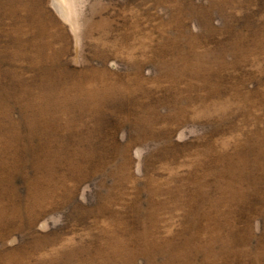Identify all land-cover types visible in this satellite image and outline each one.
Masks as SVG:
<instances>
[{
    "label": "rangeland",
    "instance_id": "obj_1",
    "mask_svg": "<svg viewBox=\"0 0 264 264\" xmlns=\"http://www.w3.org/2000/svg\"><path fill=\"white\" fill-rule=\"evenodd\" d=\"M0 264H264V0H0Z\"/></svg>",
    "mask_w": 264,
    "mask_h": 264
},
{
    "label": "trees",
    "instance_id": "obj_2",
    "mask_svg": "<svg viewBox=\"0 0 264 264\" xmlns=\"http://www.w3.org/2000/svg\"><path fill=\"white\" fill-rule=\"evenodd\" d=\"M20 178H23V177H20ZM21 180H23V179H21ZM20 184V183H19Z\"/></svg>",
    "mask_w": 264,
    "mask_h": 264
}]
</instances>
